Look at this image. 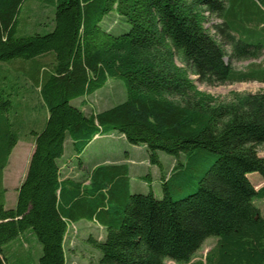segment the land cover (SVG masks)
<instances>
[{"label": "trees", "instance_id": "trees-1", "mask_svg": "<svg viewBox=\"0 0 264 264\" xmlns=\"http://www.w3.org/2000/svg\"><path fill=\"white\" fill-rule=\"evenodd\" d=\"M28 1L52 11L41 31L20 26ZM261 7L253 0H0V264L34 257L21 255L32 235L38 264H67L69 228L80 220L105 231L102 240L88 238L100 252L89 264H264V216L253 204L264 198V183L255 188L248 179L257 172L264 182V89L220 98L197 86L264 80L256 63L234 64L262 55L264 43L248 27L261 20ZM111 12L127 30L102 26ZM14 59L46 117L32 130L8 208L2 173L18 142L10 126L22 125L19 113L29 108L28 97L9 90L17 82L8 84L4 66ZM111 77L123 80V101L90 113L72 103L84 98L83 105ZM104 130L145 146L152 164L160 163L158 151L184 154L162 176L161 198L129 193L124 165L62 178L59 160L80 155ZM208 238L213 244L197 256Z\"/></svg>", "mask_w": 264, "mask_h": 264}, {"label": "rangeland", "instance_id": "rangeland-1", "mask_svg": "<svg viewBox=\"0 0 264 264\" xmlns=\"http://www.w3.org/2000/svg\"><path fill=\"white\" fill-rule=\"evenodd\" d=\"M253 1L258 7H261L257 0ZM51 15L52 11L49 7L42 6L37 1H28L23 5L20 13V26L23 31L27 32L35 28H40L41 31L43 29L41 27H45L47 26L46 24L49 23ZM216 21L218 20L215 19L214 22ZM102 22V26L114 34L125 31L129 27L127 24L120 25L119 18L114 12L106 15ZM253 37L254 40H258L259 34L256 32ZM18 60L19 59L11 60L9 64L7 63V65L4 66L9 68V71L5 72L9 79L8 84L14 86L12 84L17 82L14 87H9V85L8 87L9 90H16L17 96L28 97V100L24 103L29 104V108L19 113L20 117L24 120L22 121V125H18L16 128L10 126V130L15 132L18 142L12 148L7 165L3 169V186L7 189L4 195H6V205L8 208L13 207L15 204L16 192L14 187L17 182L16 179L25 172L27 161L32 151L30 143L32 130L42 128V122H44L46 117L43 114L40 94L35 89V85L31 81H27L28 78L23 75L21 70L16 69L20 67V63H16ZM193 78H195V76H193ZM197 86L200 90L209 92L220 98H225L231 91L256 92L264 88V84H259L256 81L228 82L215 86L197 83ZM125 98L126 91L123 80L118 77H111L101 88L87 96L83 105L80 103L84 98L75 99L72 103L81 106L84 112L90 113L91 111L109 108L123 101ZM17 100L13 99V103L18 102ZM13 109L15 110V108ZM12 113L14 112L12 111ZM1 136L2 135H0V138ZM258 150L259 155L264 158V147H260ZM67 151L68 149H66V152ZM157 155L160 163L152 164L149 162L145 146L134 145L127 142L126 139L115 130H104L103 133L99 134L97 138L84 148L80 155H74L73 161L77 169L82 166L83 169H80L81 172L85 169L91 170L97 165H124L127 168L129 193L151 192L156 198H161L163 196L162 176L168 177L172 166L178 161L183 162L185 156L183 153H180L178 156H173L162 151H158ZM71 170H73V167ZM248 179L253 185H256L262 180L260 174L257 172L249 173ZM0 189L2 190L1 185ZM189 191L190 190L182 191L178 195L181 196ZM176 196L177 195L174 197ZM253 204L259 208L260 213L264 216V198L254 197ZM84 223L83 226L76 223L69 228V236L65 242L67 264H89L91 261H96L100 256L99 250L91 246L88 238L92 236L102 240L105 231L97 222L85 220ZM32 237L35 245L32 240H28V242L23 245L24 251L21 255L25 257L28 252L31 256L36 255L32 258L28 257L27 260L21 256V260L15 264H38L41 247L36 241L35 236L32 235ZM21 240L22 237L16 240L14 245L20 248L19 243ZM213 242L214 238L206 239L202 243L200 249L197 250L196 255H205ZM20 251H22V249H20ZM165 264L175 263L173 261H166Z\"/></svg>", "mask_w": 264, "mask_h": 264}, {"label": "crops", "instance_id": "crops-1", "mask_svg": "<svg viewBox=\"0 0 264 264\" xmlns=\"http://www.w3.org/2000/svg\"><path fill=\"white\" fill-rule=\"evenodd\" d=\"M260 14H261V16H260V18H261V20L258 22V24H248V27H254L256 30V32L259 34V37H258V39H259V41H262L263 42V38H264V9L263 8H261L260 9ZM264 43V42H263ZM264 45V44H263ZM249 63H256V68H257V70L259 71V70H263L264 69V47H263V49H262V55H261V57L260 58H258V59H250V60H242V61H234V64H235V66L236 67H239V68H241V67H244V66H247V64H249ZM242 64V65H241ZM239 65H241V66H239ZM246 81H256V82H258L259 84H264V80L263 81H260V80H257V79H252V80H246ZM245 82V81H244ZM264 89V88H263ZM263 89H260V90H263ZM259 91V90H258ZM98 137V135H96L95 137H94V139L95 138H97ZM93 139V140H94ZM92 140V141H93ZM30 143H31V146H32V148H33V141H32V139L30 140ZM67 143V142H66ZM69 143V142H68ZM67 143V144H68ZM17 144V143H16ZM15 144V145H16ZM263 157V156H262ZM73 159H74V154L72 153V152H70V155H69V158L68 159H64V157L62 158V159H60L59 160V166L61 167V176H62V178H64V177H72V178H75V179H78V178H80V175H81V171H80V169H82V166H80L78 169H77V167L74 165V161H73ZM8 162V161H7ZM27 163H28V161H27ZM6 165H7V163H6ZM72 167H73V170H71L72 169ZM27 168V167H26ZM25 172H26V170H25ZM25 172H23L22 173V175L20 176V177H18V179H16L17 180V182H16V184H15V187H14V189H15V192H16V189L18 188V186L20 185V183H21V181L23 180V177H24V174H25ZM264 182L261 180V181H259L256 185H254L255 186V188H258L260 185H262ZM2 184H4V173H2ZM4 187V186H3ZM5 188V187H4ZM5 190L7 191V189L5 188ZM6 196V195H5ZM5 207H7V205H6V197H5ZM76 224V223H75ZM77 224H80V226H83V224H85L84 223V220H80L79 222H77Z\"/></svg>", "mask_w": 264, "mask_h": 264}]
</instances>
